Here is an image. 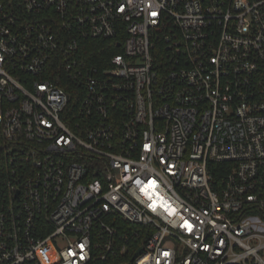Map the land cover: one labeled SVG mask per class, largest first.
<instances>
[{"label": "built area", "instance_id": "obj_1", "mask_svg": "<svg viewBox=\"0 0 264 264\" xmlns=\"http://www.w3.org/2000/svg\"><path fill=\"white\" fill-rule=\"evenodd\" d=\"M0 264H264V0H0Z\"/></svg>", "mask_w": 264, "mask_h": 264}, {"label": "trees", "instance_id": "obj_2", "mask_svg": "<svg viewBox=\"0 0 264 264\" xmlns=\"http://www.w3.org/2000/svg\"><path fill=\"white\" fill-rule=\"evenodd\" d=\"M120 49V47L116 46L114 40L111 39H86L80 43L78 57L87 65L106 66L109 58L118 53ZM59 85L69 89L63 83H59ZM220 166V163L216 164L218 168H216L217 172H214V178L216 179H221L223 175L222 171H220Z\"/></svg>", "mask_w": 264, "mask_h": 264}]
</instances>
